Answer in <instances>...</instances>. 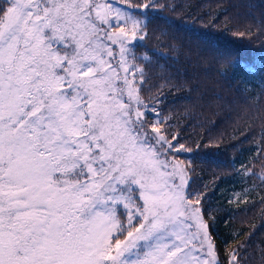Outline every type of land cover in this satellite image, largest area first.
I'll return each mask as SVG.
<instances>
[{
	"label": "snow or ice",
	"instance_id": "obj_1",
	"mask_svg": "<svg viewBox=\"0 0 264 264\" xmlns=\"http://www.w3.org/2000/svg\"><path fill=\"white\" fill-rule=\"evenodd\" d=\"M167 7L0 0V264H240L188 191L190 149L141 99L135 44Z\"/></svg>",
	"mask_w": 264,
	"mask_h": 264
},
{
	"label": "trees",
	"instance_id": "obj_2",
	"mask_svg": "<svg viewBox=\"0 0 264 264\" xmlns=\"http://www.w3.org/2000/svg\"><path fill=\"white\" fill-rule=\"evenodd\" d=\"M159 2L169 7L148 14L135 44L151 58L141 99L190 149L179 154L188 191L201 193L221 257L264 264V185L241 168L264 175V80L236 74L264 73V0Z\"/></svg>",
	"mask_w": 264,
	"mask_h": 264
},
{
	"label": "rangeland",
	"instance_id": "obj_3",
	"mask_svg": "<svg viewBox=\"0 0 264 264\" xmlns=\"http://www.w3.org/2000/svg\"><path fill=\"white\" fill-rule=\"evenodd\" d=\"M236 74L238 76L244 77V78H254L257 81L264 80V73L262 72H256L254 69L253 70H247V69H237ZM171 159V157L169 158Z\"/></svg>",
	"mask_w": 264,
	"mask_h": 264
}]
</instances>
